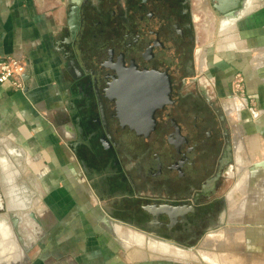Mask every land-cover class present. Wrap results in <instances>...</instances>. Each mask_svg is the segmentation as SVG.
Instances as JSON below:
<instances>
[{
  "label": "flooded vegetation",
  "instance_id": "flooded-vegetation-1",
  "mask_svg": "<svg viewBox=\"0 0 264 264\" xmlns=\"http://www.w3.org/2000/svg\"><path fill=\"white\" fill-rule=\"evenodd\" d=\"M201 3L83 0L79 25H68L59 49L70 110L61 129L70 135L72 123L91 188L114 218L183 247L234 224L226 219L243 161L222 91L202 71ZM1 151L18 168L17 154ZM4 176L0 166V220L18 215L19 234L32 228L30 256L34 196L24 188L28 208H10Z\"/></svg>",
  "mask_w": 264,
  "mask_h": 264
},
{
  "label": "crops",
  "instance_id": "crops-1",
  "mask_svg": "<svg viewBox=\"0 0 264 264\" xmlns=\"http://www.w3.org/2000/svg\"><path fill=\"white\" fill-rule=\"evenodd\" d=\"M209 5L201 3L200 8L206 10ZM71 6V0H0V55L25 57L28 63L27 71L31 70L32 73L28 91L16 92L9 84H0V149L8 145L17 148L13 150V153L18 154L20 150L22 151L21 155L15 157L27 164L29 170L20 171L19 175L34 176L35 180L44 186L48 193L45 202L49 210L62 220L63 225L67 220L66 212L71 210V206L65 205L64 199H68L69 192L73 193V188L76 186V184L68 185L69 179L74 177L66 169L71 164H77L72 148V141L77 138L73 125L70 122L67 124L68 128H65L70 135L66 133V130L61 129L63 122L67 121L70 110L62 77L65 61L59 49L69 29ZM249 9L250 13L238 22L236 29H232V25L225 28L224 32L232 29L230 33L233 41L225 42L224 46H220L221 42L214 41L213 45L206 47L207 63L202 71L204 73L210 71L208 75L217 82L216 77L219 71L229 74V82L234 80L237 72L244 75L247 95L255 99L253 105L259 109L261 116V118L258 117L254 129L256 140H252L253 142L249 144L259 147V132L264 133V0L252 1ZM253 56L255 57L252 58ZM222 85L229 87V84L225 82ZM240 102L241 107H245V101L240 100ZM57 117L60 121L58 126ZM246 121H250V118ZM246 121L243 120L242 123L245 124ZM0 158L7 160L6 157ZM261 161H264V157L261 160L256 159L254 163ZM0 166L5 172L6 180H11L8 166L6 169L1 163ZM259 170L262 172L260 176ZM255 171V204L258 207L255 205V208H251L255 210V213L250 214L255 222H248L246 226L239 225L240 223L232 224L231 227H246L245 233L237 234L236 232H243V229H235L234 236L233 234L229 237L225 235L223 247L225 245L235 247L239 244L240 246L236 247L242 248H236V251L232 249V256H224L220 250L209 251L206 256L212 260L208 262L210 264H264V198H262L264 194H260L259 191V179H264V168H256ZM52 173L62 183L57 189L55 187L57 183L50 181L53 178ZM56 193L61 195L57 196ZM22 204L23 202L19 203L23 207ZM260 204L263 205L261 209ZM35 213L34 226L42 228L44 232L39 214ZM14 218L18 225L20 219L17 216ZM91 221L93 225H96L94 218ZM5 224L4 221L0 222V225ZM7 231L0 232V240L8 239ZM72 232L77 233L75 236L80 243L81 252L79 256H76L79 264H123L119 257L112 253L105 257L97 254L93 257L89 256L87 236L82 234L81 227H78L77 223L71 225V230L64 231L59 237L65 239ZM101 243L104 242L101 241ZM192 249L193 256L191 255L190 258L175 259L201 260L200 251L196 252L194 248ZM0 257L5 260L1 242ZM63 262L69 264L67 261Z\"/></svg>",
  "mask_w": 264,
  "mask_h": 264
},
{
  "label": "rangeland",
  "instance_id": "rangeland-1",
  "mask_svg": "<svg viewBox=\"0 0 264 264\" xmlns=\"http://www.w3.org/2000/svg\"><path fill=\"white\" fill-rule=\"evenodd\" d=\"M198 11L202 15L200 18V25L202 30V44L204 46V51L206 47L213 45L214 41L218 43L221 42L220 46H224L225 42L227 41H233L232 35L230 33L232 29L227 32H224L225 29L223 30V32L220 29V17L214 13L215 11L213 9V6L209 5V8L206 10L198 8ZM205 53L206 52H204L202 62L203 68L207 63ZM254 57L255 56H253L252 58ZM210 73L211 72L208 71V73L205 72L204 74H206L208 77H211L210 75H208ZM218 73L219 75H217L216 77L218 80V89L222 91L220 94L221 99L224 103L225 111L227 112L230 123L233 127L237 150L241 151L240 155L238 153V158L241 159L240 156H242L243 158V161H240L241 175L239 176L234 187V190H238L242 193H236L237 202L235 201V198L230 195V198L234 202V205L231 208V212L229 214L230 217H227L226 220L230 219V221H232L233 223H240V225L241 223H243L244 225L248 224V222H253V220H251L250 214L255 212V210L251 208H254L253 206H255V203L253 202H255L256 200V198H254L256 174L251 173L256 172V168H254V162L256 161V159L259 158V160H261L264 157V133L259 132V147H254L249 144L250 142L256 140V133L254 129L256 128V121L258 117L261 118V116L259 114V109L252 105L255 99L253 97H248L247 95L244 75L241 72H237L235 74L234 80L229 82L228 73H225L223 71H219ZM238 79H242L239 88L236 85L237 83H235ZM223 82L229 84V87H223ZM235 87L236 89H239V95L233 94ZM243 98H246L248 103H251L249 107L253 106V110L247 107V101ZM240 100L245 101V107H241ZM248 118H250V121H246V119ZM243 120L246 121L245 124L242 123ZM59 122V117H57V126L60 124ZM261 123H259V125H262ZM242 129L244 131H242ZM248 130H251V132H248ZM244 132H246V134H244ZM7 148L10 149V152H14V148H10L8 145ZM21 154L22 151L20 150V153H18L17 155L19 156ZM0 157L7 158L8 173L12 176L11 180L9 181H7L6 177L4 176L5 182L8 183L10 208L23 209L27 205L26 199H28V197L25 190L27 189L28 193L31 196H34V205L31 210L38 212L39 218L43 223L44 228L43 232L42 228L34 226L35 234L38 235V237L36 238L34 247L30 251L31 259L27 251L28 258L27 260H25L23 259L24 256L22 253H24V250L29 245L32 246V244H34V237L30 239L31 242L30 244H28L29 237L34 235L32 228L26 225L20 227V233L25 237L24 238L21 234H19V231L17 232L16 229H14L16 228L15 226L18 227L20 225V222L18 223V225H16L14 216H17L21 220L20 216L13 215L12 223H8L6 222V220H0V222L4 221L6 223L5 225H0V232L6 230H8L7 232H9L7 233L8 239L0 240L5 252V260L0 257V264H4V262L5 264H57L62 263L63 261H67L69 264H79L78 258H76V256H79V252H81V249L79 247L80 243L77 241L75 236L77 233L72 232L71 234H68L70 236L65 239H60L59 237L64 231H69V229L71 230V225L73 226L74 223H77L78 227H81L82 234L87 236L86 241L89 256L93 257L96 256L94 254H97L99 256L105 257L106 255L112 253L114 256H118L121 263L123 264H210L208 262L212 260L206 256L207 252L214 250L216 252V250H220V252L224 254V256H230V254H233L231 252L232 249L235 250L236 248H242L236 247L240 245H235V247H227L225 245L226 247H223V241L225 237H222V235H228L229 237L232 234L234 236V234L236 233L243 234L245 233L246 227L240 228L238 226H228V228L219 230L217 232H209L206 235L201 246L187 248L180 246L170 240L153 238L150 234L133 228L127 224H123L122 222L121 223L123 224V226L119 231H111L103 223L102 220L107 215L105 213H102L103 211L111 215L110 211L107 208V203L95 192V190L91 188L90 182L87 180V178H85L83 171H81L78 164H71L66 169V171L74 177L69 179L68 185L71 186L73 184H76V186L73 188V193L69 192L70 195H67L68 199H64L66 204L61 203L65 204L66 206H71V210H68L65 214V219L67 220L66 224L63 225L62 220H59L58 215L49 210V206L45 202L48 193L44 186L41 185L39 181L37 182L34 176L28 175L26 177L19 175L20 171L26 172V170H29L27 164L20 161L18 157L13 156V160L16 162V165L19 169L14 168L7 151L4 155H0ZM247 170H249L251 173H248L249 171L247 172ZM54 173H52L53 178L50 181H54V184L57 183L55 185L57 189V187L61 186L62 183L60 182V180H58ZM261 173L262 172L259 170V176ZM17 176L18 185L16 184ZM263 184L264 179H259V190H261ZM12 191H14V193ZM56 195L59 196L61 194L56 193ZM21 201L23 202V207L19 205V203H22ZM250 202H252L253 205ZM16 205L18 206L16 207ZM246 205L247 208L245 207ZM73 209L76 210L74 211ZM247 210H249L250 212ZM92 218L95 219L96 225L92 224ZM235 229H243V232L235 233ZM136 231L139 232V234L137 233L139 235V238L135 237ZM42 232L43 235L41 236ZM130 236L133 237L131 238ZM134 237L137 241L132 240L134 239ZM121 239L123 240V242ZM147 239H149V242H147ZM101 241H103L104 243H101ZM131 241H134L135 243L132 242V245ZM192 248H194L196 252L200 251L202 256V258H200L201 260L175 259L182 257L180 253L183 256H191L192 253L190 251H193ZM160 249H164L163 251L165 252L167 250V252L169 251V253H163V251ZM181 249H183V251L187 250V252H182ZM184 253L186 254L184 255Z\"/></svg>",
  "mask_w": 264,
  "mask_h": 264
},
{
  "label": "water",
  "instance_id": "water-1",
  "mask_svg": "<svg viewBox=\"0 0 264 264\" xmlns=\"http://www.w3.org/2000/svg\"><path fill=\"white\" fill-rule=\"evenodd\" d=\"M82 1L83 0H71L72 6H71L70 12H69V18L70 19H69L68 24L70 26L71 31H73V32L76 31V29L79 25V19L78 18L81 15ZM204 1L206 2V4L210 1L212 6H213L214 11L221 18L220 23H222V24L227 23L229 26L233 25L232 29L237 28L238 22H240L241 19L246 15V10L249 8V5L251 3V0H204ZM229 23H231V24H229ZM229 26H227V27H229ZM31 77H32L31 70H28L26 72V74L24 75L25 90L26 91L29 90V83H30ZM0 153L5 154V151H1ZM10 158L12 160L11 156H10ZM254 167L255 168H262V167L264 168V161L256 163ZM248 171L249 170H247V172ZM248 173H251V172L249 171ZM251 174H256V172L255 173L252 172ZM236 191H238V190H233L230 195L234 196ZM238 192H240V191H238ZM240 193H242V192H240ZM27 208H28V206L24 207V209H27ZM9 210H13V209H9ZM102 213H105L109 217L114 218L113 216H111L109 213H106L105 211H103ZM114 219H116V218H114ZM116 220L125 224L123 221H121L119 219H116ZM234 224L238 225V223H236V222ZM241 225H243V223H241ZM246 225L247 224H244V226H246ZM133 228H136V227H133ZM136 229H138V228H136ZM152 237H154V236H152ZM185 248H187V246H185Z\"/></svg>",
  "mask_w": 264,
  "mask_h": 264
},
{
  "label": "built area",
  "instance_id": "built-area-1",
  "mask_svg": "<svg viewBox=\"0 0 264 264\" xmlns=\"http://www.w3.org/2000/svg\"><path fill=\"white\" fill-rule=\"evenodd\" d=\"M27 69L28 63L25 57L0 55V84H9L11 89L16 92L24 91V75L26 74ZM241 81L242 79H238L235 82L237 83L236 85L238 88L240 86ZM238 88L236 89L235 87L233 94H238ZM243 99L247 100L246 98ZM247 107L253 110V106L249 107V103Z\"/></svg>",
  "mask_w": 264,
  "mask_h": 264
},
{
  "label": "bare ground",
  "instance_id": "bare-ground-1",
  "mask_svg": "<svg viewBox=\"0 0 264 264\" xmlns=\"http://www.w3.org/2000/svg\"><path fill=\"white\" fill-rule=\"evenodd\" d=\"M252 1H254V0H251V3H252ZM250 3V4H251ZM250 9L248 8L247 10H246V14H248V13H250ZM231 24V23H230ZM228 26V24L227 23H220V29L222 30V32H223V30L226 28ZM233 26V25H232ZM7 160H3V159H1L0 158V163H1V165L6 169L7 168V166H8V164H7V162H6ZM256 164V163H255ZM255 164H254V166H255ZM255 168V167H254ZM8 181V180H7ZM263 187L261 188V190H259V191H261L260 192V194H264V184L262 185ZM238 187V186H237ZM14 190V189H13ZM259 191H258V195H260L259 194ZM12 192H14V191H12ZM257 195V194H256ZM258 197V196H257ZM264 197V196H263ZM262 197V198H263ZM255 198V197H254ZM253 200V199H252ZM251 200V201H252ZM258 201H260V200H258ZM261 201H263L262 199H261ZM250 203H252V202H250ZM253 203H255V202H253ZM253 203H252V205H253ZM257 203V202H256ZM259 203V202H258ZM260 203H263V202H260ZM254 205H256V204H254ZM257 206V205H256ZM260 207V209H261V207L263 206L262 204H260L259 205ZM246 208H247V205L245 206ZM249 207V206H248ZM254 208H255V206H253ZM258 207V206H257ZM259 208H258V210H259ZM247 211H249V210H247ZM262 211V210H261ZM250 212V211H249ZM255 213V212H254ZM244 214V213H243ZM252 215H254L253 213H251ZM263 214V213H262ZM251 215V216H252ZM255 217H257V215H255ZM262 217V216H261ZM258 218V217H257ZM259 219V218H258ZM103 220V223L111 230V231H113V232H116V231H119L120 229H121V227L123 226V224L121 223V222H119V221H116V220H114L113 218H111V217H109L108 215H106V217L104 218V219H102ZM242 220V219H241ZM251 220H253V219H251ZM244 221V220H243ZM254 223V222H253ZM107 228V229H108ZM125 228V227H124ZM126 229V228H125ZM122 230H123V228H122ZM129 232V231H128ZM139 232L138 231H136V236L135 237H137V238H139ZM225 237V235H222V237ZM131 237V236H130ZM133 237V236H132ZM131 237V238H132ZM135 237H134V239H132V240H135ZM147 237V236H146ZM122 238V237H121ZM125 238H127V237H125ZM122 240V239H121ZM135 241H137V240H135ZM122 242H123V240H122ZM135 243L134 241H131V243ZM147 242H149V239H147ZM129 243H130V240H129ZM133 243H132V245H133ZM154 243V242H153ZM126 244V243H125ZM146 244V243H145ZM137 245V244H136ZM170 245V244H169ZM239 245V244H238ZM155 246V245H154ZM158 246V245H157ZM159 247V246H158ZM153 248V247H152ZM164 248V247H163ZM30 249V245L24 250V253H23V256H24V259L25 260H27V258H28V255H27V251ZM152 250V249H151ZM155 250V249H154ZM160 250H162V249H160ZM164 250V249H163ZM162 250V251H163ZM166 250V249H165ZM189 250H191V249H189ZM157 251H159V250H157ZM161 251V252H162ZM181 251L182 252H184L183 251V249H181ZM165 251H163V253H164ZM166 252H167V250H166ZM165 252V253H166ZM185 252H187V250L185 251ZM190 252H192V251H190ZM195 252V251H194ZM169 253V251L167 252V254ZM166 254V255H167ZM186 253H184V255H185ZM180 255L182 256V257H188V258H190V256H183L181 253H180ZM191 255V254H190ZM195 255V254H194ZM231 255V254H230ZM180 256V257H181ZM193 256V255H192ZM229 256V255H228ZM232 256V255H231ZM184 260V259H183ZM215 261V260H214ZM62 264H66L65 262H63Z\"/></svg>",
  "mask_w": 264,
  "mask_h": 264
}]
</instances>
